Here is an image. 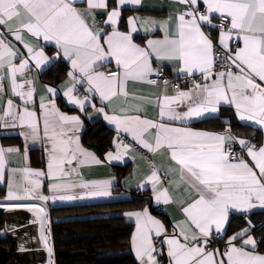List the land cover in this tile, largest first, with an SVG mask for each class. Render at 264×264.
<instances>
[{
    "label": "snow or ice",
    "instance_id": "6c2138e0",
    "mask_svg": "<svg viewBox=\"0 0 264 264\" xmlns=\"http://www.w3.org/2000/svg\"><path fill=\"white\" fill-rule=\"evenodd\" d=\"M173 3L184 5L183 10L162 21L129 17V31L124 32L119 29L122 10L141 6V0H115V7L109 0H0V134L14 132L24 144L23 154L19 147L0 145V184L8 189L0 198V210L34 213L48 264H54L53 248L45 226L47 211L39 202L106 200L112 196L113 183L72 179L74 174L80 176V167L104 161L81 145L80 116L57 107L55 96L61 91L65 102L82 114L92 107L114 126V150L105 154L106 161H122L137 146L150 153L166 151L179 169L180 182L187 185L185 198L173 200L168 189L159 186L155 166L140 185L151 184L157 204L178 203L184 220L174 223L169 234L147 207L127 213L136 221L132 245L139 264H159L157 256L164 253L157 250L154 238H162L168 264H264V254L256 251L257 241L248 235L254 227L250 220L247 228L228 238L223 250L210 248L214 235L222 237L230 212L264 208V145L257 148L233 135L230 121H225L229 127L221 133L188 126L227 105L239 121L255 122L264 131V0ZM101 13L106 19L97 22ZM138 23L147 25L145 33L162 31V38L148 39L143 47L134 43ZM212 31L218 32L215 44ZM41 41L54 42L58 50L54 57L45 54ZM57 57L70 62L68 79L59 88L43 85L40 95L36 78L29 73L39 74ZM154 59L174 62V71L188 78L198 73L201 82L193 80L190 89L173 90L164 80L154 105L149 97L130 94V82L157 85L150 76H159L162 69L152 67ZM113 62L114 70L106 67ZM80 88L84 92L77 95ZM169 91L175 94L168 95ZM96 99L99 108L92 103ZM117 100L122 102L113 107ZM149 106L156 112L154 119L147 118ZM125 134L131 137L129 142ZM37 143L46 153V171L27 164L28 148ZM43 178L52 181L50 195L43 194ZM16 180L23 182L22 192L14 190ZM19 250H25L23 244Z\"/></svg>",
    "mask_w": 264,
    "mask_h": 264
},
{
    "label": "crops",
    "instance_id": "0c3cea01",
    "mask_svg": "<svg viewBox=\"0 0 264 264\" xmlns=\"http://www.w3.org/2000/svg\"><path fill=\"white\" fill-rule=\"evenodd\" d=\"M110 3V0H109ZM85 5L83 4H78L77 7H84ZM116 5H112L111 7H115ZM184 5L181 4H174L173 0H141V6H132L129 5L127 6L124 10H122V15H121V20L119 22V29L121 31L127 32L129 31V25H128V18L129 17H138L141 20L146 19V18H151L153 20L156 21H162V20H166L169 16H175L176 11L177 10H183ZM201 8H203V5H201ZM125 17V25H122V20ZM97 22L106 19V16L104 14H98L97 17ZM216 23H218V21H214ZM100 27H104V25L100 24ZM137 27L139 29V31L137 33L133 34V42L140 45L141 47H143L146 44V41L148 39H158V38H162V31L160 30H156L154 32L151 33H145L144 32V27H147V25H141V24H137ZM206 32L209 31V29L205 28L204 29ZM108 31H111V29L109 28ZM211 38L213 39L214 44L217 42V38H218V32H214L211 36ZM29 43H35V41H29ZM41 45H43V50L45 51V54L47 56H49L50 58L54 57L57 53V48L54 46V42H44L41 41ZM18 47H22L20 45H17ZM59 61H63L64 63L67 64L68 66V70L66 72V74L64 75V77H62L57 83H49L46 80H44L43 78V72L45 70H47L50 66L54 65L55 63L59 62ZM107 68H112L113 70L115 69V64L114 62L107 65ZM152 67L154 69L156 68H162L163 70H165L167 73H169L172 78H182L184 76H186V74L183 73H178L176 71H174V68L177 67V65L174 62H159L156 61L155 59L152 62ZM99 71H105L106 68H100L98 69ZM70 71V62H68L66 59H64L63 57H57L56 59L52 60V62L50 63L49 66L44 67L40 73L38 74L35 70H33L31 73H29V75L33 78H36V84H35V88H36V92L40 95L44 94V89H43V85H50L53 87H57L59 88L62 84H64V82L68 79L67 77V73ZM156 74L153 73L150 78L152 79ZM195 78V82L199 83L201 82L200 76L197 73V75L194 77ZM259 82V81H258ZM163 83L162 82H158L157 85H148L146 83H129L128 84V91L130 94H134L137 97H149L151 98L153 105L155 104L156 101V97L161 95L162 91H163ZM170 89H176L173 84L170 82L169 84ZM192 87L191 85H184L181 89L183 90H188ZM8 91L7 88V81H5V92ZM84 92L83 88L79 89V92L77 93V95H82ZM168 95H174L175 92L174 91H169L167 93ZM55 102L57 107L59 108L60 111H62L63 113L67 114V115H77L80 116V119L82 121V128L79 131V136H80V143L81 145L85 148L88 149L92 152L95 153V155L101 159L102 161H104V163L100 164V165H91V166H83L79 168V172H80V176H76L75 174L72 176V179L74 180H79L82 179L83 181H100V180H112V196L109 199L106 200H76V201H71V202H57V203H52L51 201H49L47 204H45L44 202H39L41 203V206H44L46 208L47 211V221H46V229L48 230V235H49V243L50 246H52L53 248V238H52V230H51V217H50V208L52 206L55 205H72V204H78V203H90V202H99V201H109V200H115V199H124L129 197V193L130 191H136V192H144V191H149L152 195V200L153 203L156 205V207L158 208L159 213L154 212L151 210V208L149 206H144L138 209H130L125 211L123 214L126 218V220L131 221L134 223V230L132 233V237L135 234L136 231V221H135V217H129L126 214L127 213H133V212H137V211H141L144 208H148L149 213L155 217L156 219L160 220L163 225L165 226V228L167 229L168 233L171 234L172 233V226L174 223L176 222H182L184 220V216L181 212V207L179 206L178 203H168V204H163L162 202L160 204H157L154 200V194H153V190L151 187V184H145L143 187H141L140 185L144 183V180L146 178L147 175L150 174L151 170H152V166H155L156 169H158L159 171V175L161 177L160 180V184L159 186L162 188H167L169 193L171 194L173 200L175 201H179L182 198H185L184 194H185V190L187 188L186 184H183L180 182L181 177H180V173H179V169L178 167L175 165V162L170 160L169 154L166 151H159L156 153H150L148 150L140 148L139 146H137L136 150L134 151H130L128 153V155L124 158V160L122 161H112V162H108L105 160V154L108 151H113L114 150V146L112 147V149L108 150L103 156L99 155L96 151H94L93 149L89 148L83 140V136H84V132L86 131L87 127H88V123L89 122H97L100 121L103 124H105L107 127H109L110 129L113 130V140L114 137L116 136V131L114 130V126L108 124L102 117V115L97 114L96 112H94L92 107H88L86 109V114H82L78 108L73 107L71 105H69L68 103L65 102V97L62 94V91L60 93H58L55 96ZM122 102V100H117L114 101L113 107H118L119 104ZM16 103H19V100H16ZM92 103H94L96 105L97 108L101 107V103L98 99L93 100ZM227 109H230L234 112V108L233 107H229L227 105H222L218 111V113H211L209 114L208 118L202 119V120H206V119H211V118H219L221 117L223 114H225L227 111ZM224 110L226 111L224 113ZM106 111H108L106 109ZM146 113H147V118H156V112L154 110V108L152 106L147 107L146 109ZM237 118V117H236ZM238 119V118H237ZM200 120V121H202ZM199 122V121H197ZM242 122V121H240ZM196 122L191 123L190 126L191 128H193L194 130H202V131H207V132H213V133H221L224 130H212L209 128H204V127H199L197 125H195ZM242 123L250 125L254 128H257L259 130L260 126L255 124V122H248V121H243ZM262 138L259 142H253L252 138L250 137V135H255L254 132H243V133H239V134H234L236 137L238 138H243L246 140H250L252 142V144L256 145L257 148L259 146L264 145V131H262ZM2 136H12V137H19L21 142L19 143H5L1 138H0V145L4 146V147H19L20 148V152L21 154L24 153V144L22 142V138L18 135H15L14 132H8L7 134H0ZM124 139L126 142H129L131 140L130 136H127L126 134L124 135ZM149 155L153 157L152 160L149 159ZM17 160H20L21 157H13ZM27 164L34 170H43L46 171L47 170V165H46V153L44 151V148L39 144H33L30 145L27 151ZM245 159H250L247 156H245ZM12 166H16V165H12ZM20 167H23L24 164L21 163L19 165ZM129 166V171L126 172L121 178L119 177L118 174V170L117 167H126ZM52 181L47 179V178H43V194L45 195H50V193L48 192V185L51 183ZM121 183V191H117L116 188L118 186V184ZM14 184L16 185V187L14 188V190H19L22 192V188H23V182L21 180H16L14 181ZM7 185L6 184H0V198H3L6 196L7 194ZM33 201H29V203H31ZM256 211H264V208H254L252 209L250 212L247 213H237L235 211L230 212L229 214V220L228 223L226 225V229L222 234L221 239H224V244L221 245L218 243V241H216L215 235L213 236V238L210 240V248H219L221 250H223L226 247V241L228 240L229 237L233 236L234 234L240 232L242 228L232 234H230L229 236H226L227 233V229L231 220V217L233 215H248L250 213L256 212ZM35 217L34 213L29 212L27 209H15L11 212H8V221H7V229H16L17 230H21L23 229L22 227H24V223H25V227H28V232L33 234V228H34V223H33V218ZM27 224H29V226H26ZM24 227V228H25ZM247 228V227H246ZM6 229V233L12 235L14 238H16L18 240V244H19V249H20V245L21 243V239H22V233H12L11 231H7ZM24 231H26L25 229H23V234H26ZM248 235L252 236L256 241H257V245H258V240L259 237H257L255 234H253L252 232H249ZM132 237H131V246H132V251L133 254L135 256V258L138 261V258L135 255V251L132 245ZM245 239L247 238V236L244 237ZM161 239L162 238H154V245L157 248V250L162 251L164 254L157 256V260L159 262V264H168V257L166 255L167 249L166 246L161 244ZM237 244H239V240L236 242ZM24 251H20L19 250V255H20V259H21V263H23V261L25 262H30V260H35V264H48L49 261V255L48 252L46 250V248L44 247V244L40 241V239L37 238V240L32 241L31 243L27 244L24 243ZM256 251L259 254H264V252H261L259 250ZM32 257V258H30ZM51 259L53 260L54 264L55 263V257H54V248H53V255L51 257ZM139 262V261H138Z\"/></svg>",
    "mask_w": 264,
    "mask_h": 264
},
{
    "label": "trees",
    "instance_id": "16d2710c",
    "mask_svg": "<svg viewBox=\"0 0 264 264\" xmlns=\"http://www.w3.org/2000/svg\"><path fill=\"white\" fill-rule=\"evenodd\" d=\"M115 0H110L114 5ZM125 25V17L122 20ZM68 70L63 61H59L43 72V78L49 83H57ZM227 111V112H226ZM224 110L219 118H211L196 122L199 127L212 130H224L229 127L225 121H230L234 134L254 132L250 135L253 142L262 138L261 130L240 122L232 110ZM5 143H19V137L2 136ZM84 143L99 155L103 156L113 147V130L100 121L89 122L83 136ZM129 166L117 167L121 178L129 171ZM121 183L116 190L121 191ZM1 192V191H0ZM129 197L109 201L78 203L72 205H55L50 208L51 230L53 238L54 257L56 264H139L135 258L131 237L134 223L126 220L124 212L149 206L159 213L153 203L149 191H130ZM250 220L254 226L251 230L259 237L257 250L264 252V211H256L248 215H233L226 236L248 227ZM8 212L0 210V246L8 249L11 255L8 264H21L18 240L6 233ZM219 244L224 239L215 237Z\"/></svg>",
    "mask_w": 264,
    "mask_h": 264
},
{
    "label": "built area",
    "instance_id": "2783aa9c",
    "mask_svg": "<svg viewBox=\"0 0 264 264\" xmlns=\"http://www.w3.org/2000/svg\"><path fill=\"white\" fill-rule=\"evenodd\" d=\"M214 32L215 31H212V34ZM152 79H157L158 82H163L164 80H167L171 82L176 89L182 88L184 85H191L193 84V80H195V78H188L187 76H184L182 78H172V76L163 69L159 76L155 75ZM233 147H234V150L240 151L238 145H233ZM149 159L152 160L153 157L149 155Z\"/></svg>",
    "mask_w": 264,
    "mask_h": 264
},
{
    "label": "rangeland",
    "instance_id": "374dc122",
    "mask_svg": "<svg viewBox=\"0 0 264 264\" xmlns=\"http://www.w3.org/2000/svg\"><path fill=\"white\" fill-rule=\"evenodd\" d=\"M36 220V217L33 218V221ZM34 223V222H33ZM34 228H33V234L32 233H29L27 230H28V227H25V223H24V227H22L23 229H25L26 231H24L26 234H23V229L21 230H17L16 233H22V239H21V243L24 244V243H31L32 241L35 242V240H37V238L39 239V235H40V226H39V223L38 222H35L34 223ZM26 226H29V224H27ZM32 258V257H30ZM21 264H35V260H30V262H24L21 263Z\"/></svg>",
    "mask_w": 264,
    "mask_h": 264
},
{
    "label": "water",
    "instance_id": "95a60500",
    "mask_svg": "<svg viewBox=\"0 0 264 264\" xmlns=\"http://www.w3.org/2000/svg\"><path fill=\"white\" fill-rule=\"evenodd\" d=\"M11 255V252L0 246V264H8V259Z\"/></svg>",
    "mask_w": 264,
    "mask_h": 264
}]
</instances>
